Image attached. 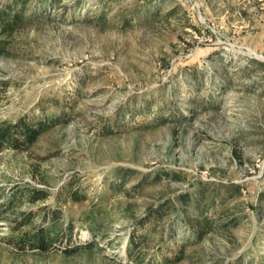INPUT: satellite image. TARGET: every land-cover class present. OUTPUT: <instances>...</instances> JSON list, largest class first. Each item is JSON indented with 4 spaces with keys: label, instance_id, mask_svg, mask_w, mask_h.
Returning a JSON list of instances; mask_svg holds the SVG:
<instances>
[{
    "label": "rangeland",
    "instance_id": "374dc122",
    "mask_svg": "<svg viewBox=\"0 0 264 264\" xmlns=\"http://www.w3.org/2000/svg\"><path fill=\"white\" fill-rule=\"evenodd\" d=\"M24 15L0 54V122L64 115L0 150V264H264V0H27ZM53 210L71 239L18 251L14 226Z\"/></svg>",
    "mask_w": 264,
    "mask_h": 264
},
{
    "label": "trees",
    "instance_id": "16d2710c",
    "mask_svg": "<svg viewBox=\"0 0 264 264\" xmlns=\"http://www.w3.org/2000/svg\"><path fill=\"white\" fill-rule=\"evenodd\" d=\"M26 2L27 0H13L10 4L0 8V54H8L7 50H5V46L8 41L7 37L12 35L18 27L26 24L30 20L28 16L24 15ZM59 112H56L54 115L51 114L48 118L38 117L37 119H34L24 115L15 121H1L0 150L4 147H12L15 149L28 147L34 143L36 137L42 131L48 129L54 123L55 117L64 115L63 110H60ZM225 187H231V189H233L234 196L240 193V187L238 185L229 184L225 185ZM13 190L14 193H16L15 191H17V188ZM37 191V188H32L27 195L30 197L31 193H35V196L41 197L40 194H36ZM72 195L73 201H79L83 197L82 194H78L76 192ZM190 197L191 196L189 194H182L178 199L182 206H186L191 201ZM155 213L158 215L159 213L161 214L159 209L151 214ZM198 213L199 214L191 220V227L199 235H201L210 226V219L208 216L203 215L202 210ZM60 216L61 214L59 210H53L51 211L49 224L44 227L33 228L31 230H21V223L16 224V226H14V230L18 231V236H15L14 243L18 251L28 249L44 252L50 250L55 242L61 241L64 235L69 237L68 239L70 240L73 225L71 222H68L66 227H63L60 222ZM131 242L134 243V236H131ZM64 252H66V249Z\"/></svg>",
    "mask_w": 264,
    "mask_h": 264
}]
</instances>
